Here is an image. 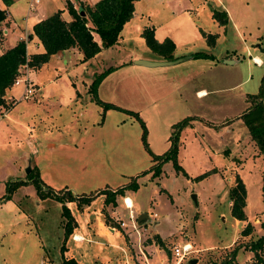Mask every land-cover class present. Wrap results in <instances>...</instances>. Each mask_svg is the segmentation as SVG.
Returning a JSON list of instances; mask_svg holds the SVG:
<instances>
[{
	"label": "rangeland",
	"instance_id": "obj_1",
	"mask_svg": "<svg viewBox=\"0 0 264 264\" xmlns=\"http://www.w3.org/2000/svg\"><path fill=\"white\" fill-rule=\"evenodd\" d=\"M188 3L191 5L192 10H189L190 7L188 5L185 6V9L170 12L166 10V6H151L153 11L150 13V24L155 26L156 32H178L182 33L183 37L188 36L189 32H229L227 41L221 40L215 50L207 49L206 41L204 43L195 41L194 46L190 48L194 52L207 54H210L209 51H211L216 56H221L226 48L242 54L245 47L248 46L247 44H250L249 41L254 40L256 36H262L264 29V0H188ZM212 10L225 11L228 14L229 23L225 29L219 27L212 19ZM147 22L148 18H143L140 26H147ZM133 26L131 23L125 28L124 32H135L131 30ZM131 37V46H127V43L124 48L120 46L112 49L108 48L96 59V68L103 70V72L112 69L110 67L119 65V68L111 75V80H116L111 83L117 85L116 89L119 90L117 92H115L116 89L114 91L110 89L102 90L99 98L111 95L114 98L122 97L125 102L124 105L135 102V107L141 112L144 119L145 115L147 116L146 112L150 114L148 91H151L152 83H170V81L175 80L174 78H177V74L182 76L186 72L204 70L205 77L202 83L207 89H213L217 83L220 84V77L223 78L224 73H221L220 70L210 74L206 68H202L201 64H205L204 62L199 64L193 61L175 70L167 69L168 71H162V73L133 75L128 70L131 65L125 66L123 64L130 62L131 55L150 56L152 52L145 43H142V41L138 43L135 36ZM260 43L261 40L259 39L258 47ZM254 54L253 52L250 56ZM246 60H249V57H246ZM250 67L252 80H249L241 89L236 90L230 96L227 94L216 96L217 100L223 103L225 100L232 102L233 98L231 96L237 94L236 103H234V110L237 114L234 118H230L231 120L237 118V115L240 114V108L243 106L238 95L239 92L245 90L250 95H257L259 92L261 82L259 83L258 76L261 78L264 71L251 62ZM77 72L81 75L80 80L78 79L79 84H81L82 80L88 82V74L85 77L80 68ZM245 75V65L243 64L241 69H238L237 77L235 76V79L231 78L233 81L231 83L239 82ZM218 76L219 81H216ZM134 79L135 81H132ZM199 82H201L200 79ZM221 83L223 88L225 85L223 82ZM125 86H128L130 90L135 87V91H137L135 94L138 95H135L134 98H129L125 94V90H127ZM12 91L17 97L21 96V87L14 85ZM210 100L211 96L205 100V120L213 122V128L208 125H195L193 127L188 124L179 132V142L184 139L185 143L190 145L192 141L200 144L199 149L193 144L190 148H187V151L191 152L193 157H196L197 148L199 152V161L197 162L196 159L191 161L187 155L179 158L180 145L178 148L177 162L183 169L186 167L190 172L196 173L193 174V179L177 174L172 162H168L164 166V176L160 180V185L156 184L154 180L150 181L143 176H135L134 178L124 176L123 179L120 178L116 183L114 182L117 185L116 188H121L127 186L136 177L139 178L137 182L140 186L131 195L133 199L138 201L140 206L139 211H135L136 222L129 219V211L125 209L126 206L124 207L125 204L122 199H119V201H121L120 208L123 212L121 215L118 214L116 216L120 220L122 218V221H118L115 217L113 219L108 218L105 210L106 206L103 202L104 196H102V201L90 205L89 209L83 206V209L79 210L80 212L76 204H65L71 214L76 217L85 216L87 213L88 223L83 226L91 236L95 232L92 230L94 229L96 217H99L106 225L111 222L110 226L115 227L122 234V237L117 239L115 250H111L108 245L106 247L110 251H100L95 248L93 250V248H90L92 246L84 245L87 250H82V258L79 264H190L192 260H196V264H209L212 261H222L235 247L244 246L250 241V238L255 240L258 237L254 235V232H252L250 238H243L239 234L243 225L241 222L237 223L230 215L228 190L232 186L238 170L240 178L248 189L249 206L246 214L252 222L260 212L264 211L260 188L261 177L259 175L264 161L262 159L246 160L245 157L247 156L245 153L250 152L249 148L244 145V142L248 139L247 129L239 120L232 122L233 125L229 134L218 131L223 121L224 109H217L216 111V107L210 108L208 106L212 103ZM5 102L12 104V101L10 102L7 98H5ZM27 102H29L27 99L22 98L20 106ZM256 102H258V99H253L252 106ZM20 106L16 112L20 110ZM3 108L6 109L7 107ZM83 115L84 113H79L76 116L78 119L76 125L81 134L86 125H90V119L85 121L86 118ZM99 117L100 121L104 120L103 110ZM143 117L141 118L143 119ZM134 122H136L135 128L137 131L140 125L136 120ZM3 124H5V121L2 120V123L0 121V128ZM128 125L125 124V126ZM95 127L97 128L98 126L96 125ZM215 127L218 128L216 129ZM16 129L18 132L16 134L13 133V136L3 132L0 134V199L9 194L7 189L13 182L26 180V176L32 172V168L37 162V159L36 161L34 160L31 164L32 166L27 162V149L22 140L25 136V130L19 127H16ZM149 129H152V133L156 134L155 128L149 127ZM141 131L140 129L139 134L142 133ZM125 133L127 135L132 134L130 131H125ZM172 133L173 129L171 127L170 146ZM16 136L17 140L15 139ZM63 136L62 140L65 139V134ZM40 165L51 174L52 167L47 160L41 162ZM29 167L30 171L27 174ZM120 168L130 173L127 169L128 166L122 165ZM214 168L218 169L216 170L217 172L220 169L221 181H218L219 179L215 175H210L201 181L194 180L197 176ZM60 179L55 178V180H58V182H54L55 185L58 186L62 183V181H59ZM71 180L67 181L69 184L75 185L76 194L84 191L83 185L76 182L75 179L71 178ZM156 181H159V179H156ZM92 184H96V182L94 181ZM160 187L167 192H159ZM85 191L87 192L84 197L93 196V192H90V190ZM64 193L63 191L57 192V194L67 199L66 195H63ZM11 195L10 200H8L9 203L1 207L2 209L0 208V264H58L61 261V257L64 256L63 254L66 253V251L63 254L61 252L63 243L66 244V241H73L74 239L72 236H69L68 239L64 237L63 226L65 220L62 216V204L53 199L42 200L38 197L31 183L18 188ZM193 196H195V200H193ZM141 214L152 216L139 225L137 224V218ZM263 222L264 219H260V223L262 224ZM121 223H124L125 227H121ZM250 224L252 225V223ZM79 226L83 227L82 222L79 223ZM80 229L75 231L82 233ZM255 231H257L256 228ZM129 234H131L130 237ZM156 234L166 239L164 249L155 244L156 239L154 238H156ZM153 243L154 246H152ZM67 244L71 245L72 242ZM185 244H189L191 251L180 260L174 256L173 251L175 248L181 249ZM149 245L152 246L150 249L147 248ZM239 252L241 253L238 254L236 260L241 262V264H255L252 253L244 251L243 248ZM261 257L264 260V253H261Z\"/></svg>",
	"mask_w": 264,
	"mask_h": 264
},
{
	"label": "crops",
	"instance_id": "obj_2",
	"mask_svg": "<svg viewBox=\"0 0 264 264\" xmlns=\"http://www.w3.org/2000/svg\"><path fill=\"white\" fill-rule=\"evenodd\" d=\"M98 1L99 0H41L40 4L30 12L28 10L29 0H13V4L10 7L4 6L0 0V10L5 11V19L0 23V55L16 46L20 41L26 42V52L28 56L44 53L41 43L32 32V27L36 23L45 20L58 11H61V17L64 21L70 22L72 21V18L67 11V2L71 3L75 10H79L82 6L93 7ZM187 5L190 9L187 8L192 10L188 0H139L135 2L133 18L123 27L117 43L109 49L117 48L119 46L124 48L127 43V46H131V36H135L138 43H141V41L142 43H145L144 39L141 37V33L144 28H152L154 30V37L158 43H162L165 39H170L174 43L175 50L172 54L173 58L164 59L154 53L150 56L134 54L131 55L130 62L124 63L123 65H131L128 67V70L133 75L147 73V75H149L153 73H162V71H168L170 69L175 70L178 69V67H183L191 61L199 64L204 62L205 64H201L202 68H206L210 74L217 70L224 73L223 78L220 77V84L217 83L213 89H207L202 83L203 78L205 77L204 70L186 72L182 76L177 74V78H174L175 80L170 81V83H152L151 91H148L150 101L148 108L150 114L146 112L147 116L145 115L144 119L141 112L135 107V102L132 103L133 105L131 103L129 105H124L125 102L122 100V97H116V99L111 95H106L104 98H101L102 100L99 98V94L102 90L105 91V89H110L114 91L116 89L117 85L111 83L116 80H111V75L117 70V68H119L118 65L110 67L112 68V71L105 76L97 88V97L100 102L113 105L119 109L104 110L101 106L95 103V100L89 93V88L95 76L103 73V70L96 68L97 64L95 61L108 49H102L94 58L87 62H83L81 52L77 48H71L52 56L46 64L39 68H29L27 78L34 90L33 97L27 99L29 102L20 106L24 93V86L22 83L17 85L21 87V96L19 95L17 97L12 91L14 84L6 91L5 98L9 99L10 102L12 101V105L10 108H6L8 110L6 116L1 117L0 119L1 123L2 120L5 121V124L0 128V134L3 132L4 134L8 133L13 136V133L16 134L18 132L16 127L25 130V136L22 140L27 149V162L31 165L32 162L37 159L34 167L37 168L40 179L45 186L51 188L55 192H71L76 197L85 196L87 192L85 190H90L95 197L90 205H94L95 203L102 201V196L104 195H100V191L117 190L118 188H116L117 185H115V183L120 178L123 179L124 176L132 178L135 176H143L150 181L154 180L156 184L160 185V180L164 176V166L168 162L164 163L161 167L162 173L159 178H156L159 179V181L151 178L152 173L143 175V173L148 172L152 168L154 161L142 144V133L139 134L141 127L139 126V130L136 131V122H134L135 118L126 114L125 111L138 114L140 119L144 121L146 128L148 125L147 143L150 152L154 156H162L168 151L170 148L169 136L171 127L186 118H192L189 124L193 127H195V125H208L213 128V122L205 120V100L210 96V101L212 102L208 105L210 108L216 107V111L217 109H224V114L222 115L223 121L218 130L220 133L227 132L229 134L231 132V126L233 125L232 122L234 121L237 122L239 120L240 123L243 124L241 117L247 113L252 106V100L250 101L249 97L255 96L256 94L250 95L248 94L249 92L245 90L239 92L238 95L243 106L240 108V114L237 115L235 120H231L230 118H234L237 114L234 110V103H236L235 99L237 98V94L231 96L233 98L232 102L229 100V102H227V100H225L223 103L217 100L216 96L220 94H227L230 96V94L234 93L236 90L241 89L249 80H252L253 77L251 75L250 62L256 67L262 68L264 71L262 57L257 46L258 40L262 36H256L254 40L249 41L250 44H247L248 46H246L243 51L245 55H243V53L238 54L235 50L233 51L226 48L221 56H216L213 52L209 51L210 54L208 55L212 56L214 59L190 58L193 54L200 53L194 52L190 48L194 46L195 41H199L200 43L206 41L203 34L216 36L215 45L212 48L205 43L207 49L215 50L217 45L221 43V40L225 42L227 41L229 32H189L188 36L183 37L182 33L178 32H156L155 26L150 24V13L153 11L151 6H166V10L170 12L173 10L177 11L185 9V6ZM143 18H148V22L147 26L141 27L140 22ZM131 23L134 25L131 30L135 32H124L125 28ZM221 28L225 29L226 27ZM19 30L23 32H20ZM30 35L32 36L30 37ZM93 36L94 40L99 43L97 35ZM256 49L258 50L256 51ZM253 52L255 54L250 56ZM184 57L188 59H185L178 64L165 67L148 68L137 64V61L141 60L149 62H171ZM246 57H249V60H246ZM258 60H260V63ZM243 64L245 65V77L239 82L235 81L234 83H231L233 82L231 78L235 79V76L237 77L238 69L240 70ZM79 68L85 77L88 74V82L82 80L80 82L81 84L78 83L81 78V75L77 72ZM74 74L76 75L74 76ZM263 76L264 74L261 78L258 76L259 83L261 82V84ZM199 79L201 82H199ZM132 81H135V79ZM216 81H219V76ZM221 82L225 85L223 88L221 87ZM260 87L261 86L259 85V91ZM125 88L127 89L125 90V94H127L129 98H134L135 95H138L135 94L137 93L135 87L131 90L128 86H125ZM118 90L119 89H116L115 92ZM212 96H214V98H212ZM5 105H9V103L5 102ZM5 105L0 106L6 107ZM19 106L20 110L16 112ZM102 110L104 120L100 121L99 116ZM79 113H84L83 117L86 118L85 121L90 119V125H86L82 134L79 133V128L76 125L78 121L76 116ZM141 117H143V119ZM125 124L129 125L125 126ZM96 125L98 126L97 128L95 127ZM149 127H152L153 129L155 128L156 134H153L152 129H149ZM125 131H130L132 134L127 135ZM63 134H65V139L62 140L61 138H64ZM247 136L248 139L244 142V145L249 148L250 152L245 153L247 156L245 157L246 160L254 161L255 159H262L264 161L263 156L259 153L254 142L250 139L248 131ZM15 139L17 140V136ZM12 141L15 142L13 139ZM192 144L199 149V142L192 141L191 145ZM179 145V158L187 155L191 161H194L195 159L196 162L199 161V152L197 148L196 157H193V155H191L192 153L187 151V148L191 147L189 143H185V140L183 139ZM201 153H203V151H201ZM46 160L52 167L51 174L46 168L44 169L43 166L40 165L41 162ZM122 165L128 166L127 169L130 173H127L124 169L120 168ZM214 169L218 170L217 168ZM184 171L189 179H193V174H196L190 172L186 167ZM212 175L217 176L219 179L218 181H221L220 169L217 173ZM259 175L261 177V188L262 176L264 175V163ZM55 178H61L59 181H62V183L58 186L55 185L54 182H58ZM71 178L83 185L85 188L83 189L84 191H80L81 193L76 194L75 191L77 189L75 185L69 184L67 181H72ZM94 181L96 184H92ZM138 185L140 186L139 183ZM109 186L112 187L109 188ZM161 190L162 192L166 191L160 187L159 192ZM246 191L247 199L246 207L244 209L245 214L247 207L249 206V193L247 187ZM132 194H134V192L126 191L124 197L118 196L116 198V206L114 207L111 205H105V210L109 219L115 217L118 221H122V218L120 220L116 217L123 212L120 208L121 201H119V199H122V201L124 200L123 203L125 204L124 207L126 206L125 209L132 211L134 215L135 211H139V203L136 199L132 198ZM128 199L132 203L131 206L125 203ZM104 200L105 196L103 202ZM7 203H9L8 200H0V208L4 207ZM230 205L231 203L228 202L229 207ZM89 206H86L87 209L90 208ZM129 208H131V210H129ZM82 209L83 208L78 209V211ZM72 216L73 218L75 217V226L70 236L74 237V239L73 241H66V244L63 243V247L66 251V253L63 254L65 258H74L80 263L82 250H87L84 245H88L89 247L92 246L90 248H93V250L95 248L100 251H110L106 247L108 245L111 247V250H115L117 239L121 238L122 234L120 231L116 230L115 227L110 226L111 222H109V225H106L99 217H96L94 229L92 230L95 232L91 236L83 226L88 223L87 213L82 217H76L73 214ZM151 216L152 215H149L150 218ZM260 219H264V211L260 212L252 222L247 217V222L252 223L254 227V235H257L258 237L262 235ZM81 222L83 227L79 226V223ZM246 223H242L243 226L239 234ZM79 228H81L80 231H82V233H78ZM133 228L135 229V227ZM255 228L257 231H255ZM130 236L131 234H129V237ZM155 236L159 235L156 234ZM160 239L163 243L166 240L162 237H160ZM68 242H72V244L68 245ZM152 246H154V243ZM152 246L149 245L147 248L150 249ZM240 253L241 252L238 254ZM236 264H241V262L236 260Z\"/></svg>",
	"mask_w": 264,
	"mask_h": 264
},
{
	"label": "trees",
	"instance_id": "obj_3",
	"mask_svg": "<svg viewBox=\"0 0 264 264\" xmlns=\"http://www.w3.org/2000/svg\"><path fill=\"white\" fill-rule=\"evenodd\" d=\"M1 1L6 7H10L13 4V0ZM137 1L139 0H99L93 7L82 6L79 10H75L73 5L67 2V11L71 16L72 21H64L61 17V11H58L45 20L36 23L32 27V32L41 43L44 53L28 56L26 52V42L20 41L16 46L0 55V105H5L6 91L13 86L14 81L18 76V70L24 64L27 63L30 69L39 68L46 64L52 56L71 48H77L83 56L82 61L87 62L98 55L102 49L113 47L117 43L123 27L133 18L134 4ZM81 13H83V16ZM4 19L5 11L0 10V23L4 21ZM212 19L220 27H226L229 23V17L225 11L212 10ZM93 35H97L99 43L94 40ZM203 35L208 46L212 48L215 45L216 36L210 34ZM31 36L32 35H30V37ZM141 37L144 39L147 48L152 53L164 59L173 58L172 54L175 50V45L170 39H165L162 43H158L154 37V30L152 28H144ZM260 40L261 43L259 44L258 49L264 66V29ZM190 58L214 59L212 56L201 52L193 54ZM111 71L112 69H109L96 75L89 88V93L92 95L95 103L101 106L104 110L119 109L113 105L100 102L97 97V88L99 84ZM263 84L264 76L262 78L259 93L255 96L249 97L250 101L258 99V102H256L255 105H253L251 109L241 117V119L250 135V139L254 142L259 153L264 158V106L261 104ZM11 105L12 104L10 103L5 106L10 108ZM125 113L134 117L140 124L142 130V144L154 161L152 168L148 172L143 173V175L152 173V179L159 178L162 173V165L167 162H172L175 172L187 178L188 175L177 162V154L180 144L179 132L190 123L192 118H186L173 125V133L170 137V148L162 156H154L148 147L147 129L144 122L136 113L129 111H125ZM215 173H217L216 170L212 169L197 176L194 180L201 181ZM137 178L138 177L133 179L127 186L118 188L115 191H100L99 194L105 196L104 205H111L114 207L116 206V198L118 196L124 197L126 191L136 192L139 188ZM28 183H31L34 186L38 197L42 200L53 199L62 204V216L65 220L63 226L64 237L65 239H68L73 232L75 219L65 204L76 203L77 209H81L85 205L89 206L92 203L94 196L76 197L71 192H65L63 194L66 195L67 199H65L64 196L57 194V192L43 184L37 168L34 167L32 168V172L26 176V180L13 182L7 189L9 194L3 196L0 200H10V197L12 196L11 194L14 193L15 190L22 186H27ZM160 192H162V190ZM261 192L264 209V175L262 176ZM228 199L231 203L229 207L231 217L238 222L246 223L247 217L244 209L246 207L247 191L244 182L238 174L235 175L234 182L228 190ZM260 227L263 231L262 235L253 240L250 238V235L253 232V226L247 222L240 234L243 238H250V241L244 246L235 247L222 261H212L209 264H236L237 255L242 248L244 251H249L253 254L255 264H264V260L261 257V253H264V222ZM155 237V244L164 249L165 244L160 237ZM64 251L65 249L62 246V254ZM58 264L79 263L74 258H65L62 256L61 261Z\"/></svg>",
	"mask_w": 264,
	"mask_h": 264
},
{
	"label": "built area",
	"instance_id": "obj_4",
	"mask_svg": "<svg viewBox=\"0 0 264 264\" xmlns=\"http://www.w3.org/2000/svg\"><path fill=\"white\" fill-rule=\"evenodd\" d=\"M40 2H41V0H29L28 10L30 12H32L34 10V8L38 4H40ZM28 70H29V67H28L27 63L24 64L23 66H21L18 70V76L16 77V79L14 81L15 86H17L21 83L23 84V86H24L23 98L24 99H30L32 97V95L34 94L33 87L31 86V83L27 78ZM0 109H1V111H0V119H1V117L6 116L7 110L4 109L3 106H0ZM129 210H131V208H129ZM129 219L131 221L136 222V218H135L134 214L132 213V211H129ZM120 225H121V227H125L124 223H121ZM187 247H188V245H184V246H182L181 249L175 248L173 251L174 256L181 260L185 254H189L191 251V249L187 248Z\"/></svg>",
	"mask_w": 264,
	"mask_h": 264
},
{
	"label": "water",
	"instance_id": "obj_5",
	"mask_svg": "<svg viewBox=\"0 0 264 264\" xmlns=\"http://www.w3.org/2000/svg\"><path fill=\"white\" fill-rule=\"evenodd\" d=\"M83 16V13H81ZM185 59L188 58H182V59H178L176 61H171V62H149V61H137V64L140 66H144V67H148V68H153V67H165V66H170V65H174V64H178L179 62H183ZM261 104L264 106V84H263V89H262V99H261ZM30 171V167L27 169V174ZM195 196H193V200H195ZM149 216L146 214H141L138 218H137V224H141L144 220H148ZM196 260H192L190 262V264H196Z\"/></svg>",
	"mask_w": 264,
	"mask_h": 264
},
{
	"label": "bare ground",
	"instance_id": "obj_6",
	"mask_svg": "<svg viewBox=\"0 0 264 264\" xmlns=\"http://www.w3.org/2000/svg\"><path fill=\"white\" fill-rule=\"evenodd\" d=\"M258 62L260 63V60H258ZM126 204H128L129 206H131V201L128 199L126 202H125ZM132 208V207H131ZM79 239V238H78ZM187 248H190V246L188 245V247Z\"/></svg>",
	"mask_w": 264,
	"mask_h": 264
}]
</instances>
